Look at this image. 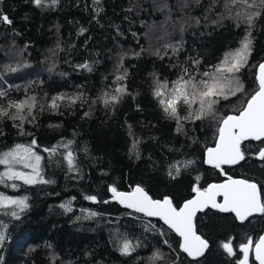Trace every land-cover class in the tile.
Returning <instances> with one entry per match:
<instances>
[{"label":"trees","instance_id":"16d2710c","mask_svg":"<svg viewBox=\"0 0 264 264\" xmlns=\"http://www.w3.org/2000/svg\"><path fill=\"white\" fill-rule=\"evenodd\" d=\"M255 4L45 0L38 7L33 0H0V13L12 21L0 20V92L5 93L0 107L9 113L0 116V154L18 144L31 146L42 157L41 178L49 181L0 182V194L27 197L28 204L22 212L14 205L0 207V222L8 225L0 264H13L8 259L13 245L14 264H237L239 246L255 240L264 214L236 222L230 213L198 212V234L208 248L190 260L178 250L176 235L158 220L121 208L108 188L139 185L152 198L167 196L178 206L194 186L204 188L226 173L257 183L264 198V161L256 155L222 166L223 173L203 159L218 121L236 113L257 88L255 67L264 61V7L260 0ZM253 11L260 15L249 26L243 13ZM249 32L253 44L247 64L238 73L225 74L232 83L222 81L223 94L215 97L212 112L195 120L196 103L191 105L192 119L178 123L170 118L154 95L157 84L166 83L171 90L181 76L210 80ZM197 59L200 63L193 64ZM205 72L210 76H203ZM236 80L243 90L233 95L229 89ZM117 88L125 91L118 93ZM61 95L64 100L52 109L51 99ZM32 97L35 106L21 113L24 121L11 119L16 109L9 104ZM74 97L79 99L73 103ZM178 111L185 117L189 106ZM242 147L256 153L264 145L251 141ZM69 151L72 168L65 159ZM12 211L20 214L19 220ZM124 240L134 246L129 254L121 251ZM229 241L234 255L222 247ZM249 264H255L250 254Z\"/></svg>","mask_w":264,"mask_h":264},{"label":"snow or ice","instance_id":"6c2138e0","mask_svg":"<svg viewBox=\"0 0 264 264\" xmlns=\"http://www.w3.org/2000/svg\"><path fill=\"white\" fill-rule=\"evenodd\" d=\"M36 6H41L45 0H33ZM52 4L57 3V0H51ZM240 2L247 8H256L255 0L249 3V0H233V3ZM261 7H264V0H260ZM242 13H238L241 15ZM246 22L249 26L255 17L260 15L259 11L243 13ZM0 20L11 24L12 21L7 15L0 13ZM253 40L251 33L242 41L241 47L232 55L231 60L226 59L219 67L216 68L215 74L209 79H201L197 81L194 77L187 80L183 76L179 77L173 83L171 90H168L166 83H158L154 95L159 98L158 102L162 106L163 111L170 117L175 118L177 122L181 119H192L191 105L198 103L199 109L194 114L195 120L202 119L205 115L212 112L213 105L217 102L215 97L223 94L222 81L228 80L225 74H235L240 72L241 68L247 64L248 58L252 52ZM193 64L198 65L200 61L193 60ZM86 67V65H85ZM186 72V70H185ZM203 76L209 77L210 74L205 72ZM122 79V77H118ZM258 89L252 93L245 101L242 107L232 115H226L221 118L218 123L217 140L215 147L207 148L206 163L214 168L224 172L223 165H236L246 159L247 155H256L258 159L264 161V147H260L256 153H247V149L242 147L245 142H259L264 145V63L258 65ZM161 89H164L162 91ZM242 85L238 80L235 81V88H230L229 91L235 95L236 92L242 91ZM124 88H117L116 92L123 93ZM5 93L0 92V96ZM227 98V97H225ZM74 103L79 97L70 98ZM64 100V96H57L51 99L50 107L57 109L59 104L57 101ZM112 101H117V96L111 97ZM107 104L108 101L106 100ZM182 105L189 106V113L185 117L179 115L178 109ZM35 106V97L30 100L19 102H11L9 107L15 108L16 113L11 115L13 120L19 119L24 121L25 116L21 113L25 108L31 112ZM9 115L7 109L0 107V116ZM87 115V114H86ZM22 126V125H21ZM22 135L26 134L21 132ZM71 143V142H69ZM32 145L36 144L33 139ZM45 151H54L45 149ZM42 157L38 155L31 146L16 145L15 149L4 152L0 156V164L8 166V170L0 174V182H3L4 177L8 180H22L25 184L48 183L41 178L40 161ZM65 159L70 168L74 167V156L72 152H68ZM24 163L25 167H31L32 173L14 171L12 165L14 163ZM188 163H191L189 161ZM180 173L179 168L176 169L175 176ZM227 175L226 173H224ZM169 175H173L172 172ZM173 176V178H175ZM199 179V177H197ZM12 187H16L15 184ZM112 198L127 208L134 209L136 212L143 213L149 217H159L164 224L178 234L181 238L180 248L188 256L196 258L202 256L208 248V241L198 234L197 230V213L203 212L205 209L212 207L220 212L234 213L236 218L241 221L247 220L254 213L264 214V198H262L261 187L257 183L247 179H233L228 176L227 181L219 184H209L206 188L194 186L192 188L195 195L186 200L182 205L174 204L172 198L165 196L163 199H153L152 196L142 187L135 186L130 192L119 191L115 186L110 187ZM222 197L223 202L218 203L217 198ZM88 200L96 201L95 196L85 197ZM27 197L12 198L0 194V207H8L14 205L20 211L28 208ZM107 203V201H105ZM64 207V205H62ZM71 211L70 208H68ZM11 216L15 219H20V214L17 211H12ZM95 215V213H92ZM7 224L0 222V248L3 247L8 239ZM222 247L229 255H234L231 241L224 243ZM240 252L243 253V259L239 260L238 264H249V253L253 248V241L248 239L247 243L240 246ZM134 250V246L124 240L121 251L124 254H129ZM255 259L259 264H264V236L259 238L255 243Z\"/></svg>","mask_w":264,"mask_h":264},{"label":"water","instance_id":"95a60500","mask_svg":"<svg viewBox=\"0 0 264 264\" xmlns=\"http://www.w3.org/2000/svg\"><path fill=\"white\" fill-rule=\"evenodd\" d=\"M260 63H264V61H260V62L256 65V67H255L254 79H255L256 86H257V88L255 89V91L258 89V81H257L256 77H257V74H258V65H259ZM255 91H254V92H255ZM254 92H253V93H254ZM234 114H235V113H234ZM227 115H232V114H227ZM218 127H219V124H218V126H217V129H218ZM216 140H217V132H216V135H215V138H214L213 144H212L211 146L207 147V148L215 147ZM207 148H205V150L203 151V159H204V162H205V163H206V160H207ZM206 164H208V163H206ZM208 165H210V164H208ZM236 165H237V164H236ZM210 166H212V165H210ZM223 166H235V165H223ZM231 177H232V176H231ZM227 178H228V175L223 174V176H222V178H221L220 180L208 182V183L204 186V188L208 187L209 184H219V183L226 182V181H227ZM232 178H233V179H244V178H242V177H236V176H233ZM252 182H253V181H252ZM135 186H137V185H133V186H132L130 189H128V190H119V191L130 192V191H132V189H133ZM108 190H109V192L111 193V191H110V187L108 188ZM111 194H112V193H111ZM194 195H195V193H192L189 197H187V198H185L184 200H182V201L179 203L178 206L182 205L186 200L191 199ZM164 197H165V196H163V197H161V198H159V199H163ZM153 199H157V198H153ZM115 202H116L121 208H123V209H125V210H127V211H130V212H132V213L139 214V215H141V216H143L144 218H147V219H155V220H158L159 223H160L161 225H163L166 229H168V230L171 231L174 235L177 236V238H178L177 248H178L179 251H181L182 253H184V252L181 250V248H180L181 238L178 236L177 233H175V232H174L173 230H171L166 224H164V222H163L159 217H149V216H146V215L143 214V213L136 212L134 209H131V208H127V207H125L124 205L120 204V203H119L118 201H116V200H115ZM217 202H218V203H222V202H223V198H222V197H218V198H217ZM208 209L213 210V211H216V212H218V213H225V212H220L218 209H215V208H212V207H209ZM230 214L232 215V217L234 218V220H235L236 222H243V221L239 220L238 218H236V216H235L234 213H230ZM258 214H259V213H254V214H253L252 216H250V217L256 216V215H258ZM250 217H249V218H250ZM244 221H245V220H244ZM261 236H264V225H263V228L261 229V231L259 232V234L257 235V237L255 238V240L253 241V248H252V250H251L250 253H249L250 256H251V258H252V260L254 261L255 264H259V261H257V260L255 259V251H254L255 243H257V242L259 241V238H260ZM245 243H247V241H246ZM239 250H240V247H239ZM184 254H185L190 260L197 259V258L201 257V256H198V257H196V258H193V257L188 256L187 253H184ZM242 259H243V253L241 252V255H240V257H239V259H238V261H237V264H238L239 260H242Z\"/></svg>","mask_w":264,"mask_h":264},{"label":"rangeland","instance_id":"374dc122","mask_svg":"<svg viewBox=\"0 0 264 264\" xmlns=\"http://www.w3.org/2000/svg\"><path fill=\"white\" fill-rule=\"evenodd\" d=\"M15 147H16V145L15 146H12L11 148H8V149L4 150L0 154V156H2L4 152H7V151H10V150L15 149ZM12 168H13L14 171L25 172V173H32L31 167H25L23 162H21V163H14L12 165ZM7 170H8V166L7 165L0 164V174L5 173ZM4 178H7V177H4ZM12 198H14V197H12ZM13 248H15V245H13Z\"/></svg>","mask_w":264,"mask_h":264},{"label":"flooded vegetation","instance_id":"af4514ba","mask_svg":"<svg viewBox=\"0 0 264 264\" xmlns=\"http://www.w3.org/2000/svg\"><path fill=\"white\" fill-rule=\"evenodd\" d=\"M8 259H9V262L10 263H13L14 264V259H15V249L12 247L11 248V246H10V249H9V257H8ZM254 262V261H253Z\"/></svg>","mask_w":264,"mask_h":264}]
</instances>
